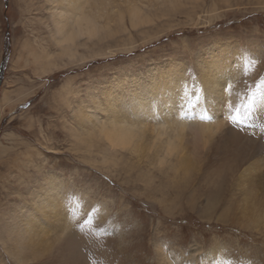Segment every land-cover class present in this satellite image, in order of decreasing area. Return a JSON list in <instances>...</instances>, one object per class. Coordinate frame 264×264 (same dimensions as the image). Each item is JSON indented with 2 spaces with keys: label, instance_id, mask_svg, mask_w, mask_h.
Wrapping results in <instances>:
<instances>
[{
  "label": "rangeland",
  "instance_id": "rangeland-1",
  "mask_svg": "<svg viewBox=\"0 0 264 264\" xmlns=\"http://www.w3.org/2000/svg\"><path fill=\"white\" fill-rule=\"evenodd\" d=\"M164 5L131 2L149 21L137 28L121 5L126 32L80 38L71 56H60L46 0H0V264H182L198 250L215 251L217 264H264V0ZM214 47L217 55L229 49L233 62L228 98L220 92L212 113L197 105L208 93L198 68ZM156 68L188 81L179 119L206 123L225 107L222 128L209 132L211 157L183 152L195 171L176 159L158 165L150 134L146 154L112 150L97 133L90 148L77 135L74 108L102 115L96 97L117 89L113 79L147 83L161 79ZM185 136L201 137L198 129ZM252 163L256 170L244 174ZM43 181L62 183L71 209L70 226L42 255L19 244L23 232L13 225L25 227L17 218L30 214Z\"/></svg>",
  "mask_w": 264,
  "mask_h": 264
},
{
  "label": "bare ground",
  "instance_id": "bare-ground-1",
  "mask_svg": "<svg viewBox=\"0 0 264 264\" xmlns=\"http://www.w3.org/2000/svg\"><path fill=\"white\" fill-rule=\"evenodd\" d=\"M136 1L148 5H160L164 2L165 5L162 7L177 3V0H46L54 22L56 32L54 33V40L60 48V56H71L78 45L76 42L80 38L84 37L85 40H91L99 36L114 37L115 33L125 30L126 28L122 27L125 16L123 13L119 14L117 10L119 7L121 8V5L128 12L133 27L137 28L148 24L149 21L145 16H138L141 9L138 6H130L131 2ZM167 11L161 13L164 14ZM114 24H121V26L113 29ZM105 29L108 30V33L102 34V30ZM214 49L215 47L206 51L201 70L198 68L200 82L208 90V93L202 97L205 102H202L201 105L197 103V105L205 107L207 111L211 110L212 113H215L213 107L216 105V98L220 92L223 93L226 100L228 98L226 86L232 80L231 78L224 79L227 68L233 62V59L227 56L229 49L226 48L225 54L220 55L215 54ZM101 50L98 51L99 53H92L95 55L94 58L100 54ZM47 61H38V66L40 63L47 64ZM154 71L160 72L158 76L161 79L154 76L147 83L136 77L125 79L122 82L113 79L117 89L114 88L110 92L104 93L103 100L96 97L97 101H101L99 111L102 115L92 111H85L83 115L80 112V105L74 108L73 115L77 116V119L79 115L81 125V131H76L77 135L90 148L96 145L93 142V136L97 133L98 138L104 141L112 150H132L137 154H146L149 151L146 147V141L148 134H150V139L155 147V162L158 165L164 167L173 163L170 160L176 159L177 163L182 162L187 166V171L192 169L195 171L196 163L191 162L193 159L190 161V158L183 161V152L189 153L187 151L191 149V153L195 155V153L199 154V151L206 149L211 157L212 152H214L213 146L216 145V138L209 132L219 131L222 128L225 122V118H222L223 114H226V112H223L225 107L217 112L219 114L217 117H212L206 123L199 120L179 119L178 116L182 115L184 110L183 101L180 100L183 94L186 93L187 79L184 77L179 78L176 73L170 75V69L161 70L156 68ZM177 72L184 74L185 67H181ZM163 80L167 83H164ZM4 101H6V98ZM124 101L130 103L126 104L125 114L123 115L120 108ZM200 113L199 111L193 113V115ZM99 124L100 126H98ZM190 129L200 131L201 137L196 143L185 136ZM186 153L184 156H186ZM224 158L230 159V162L236 161L237 155L234 154L231 158L225 156ZM253 170H256L255 163L248 166L243 173L247 174ZM262 178H264V175ZM43 183L44 186L39 190L41 194L39 198L35 199L37 204L32 205L30 214L25 216L22 212V215L17 218L19 222L24 223L25 227L13 225L22 229L19 233L23 232L16 237L19 244L25 243L36 246L42 255L45 253L44 251H50L54 245H57L58 239L63 236L70 226L66 211L71 209H67L62 205V202L65 201V190H63L65 186L62 183L55 186L51 185V181H43ZM20 211H23L22 207ZM55 223L57 226H53ZM48 228L52 229L49 230ZM50 231L53 232L52 235H49ZM49 239L52 240L49 241ZM216 257L215 251L204 254L198 250L192 254L190 264H217ZM182 264H189V262Z\"/></svg>",
  "mask_w": 264,
  "mask_h": 264
},
{
  "label": "snow or ice",
  "instance_id": "snow-or-ice-1",
  "mask_svg": "<svg viewBox=\"0 0 264 264\" xmlns=\"http://www.w3.org/2000/svg\"><path fill=\"white\" fill-rule=\"evenodd\" d=\"M210 119V118H209ZM189 264H190V258H189Z\"/></svg>",
  "mask_w": 264,
  "mask_h": 264
}]
</instances>
